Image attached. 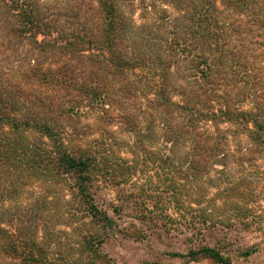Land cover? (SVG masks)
Returning a JSON list of instances; mask_svg holds the SVG:
<instances>
[{"label": "trees", "instance_id": "16d2710c", "mask_svg": "<svg viewBox=\"0 0 264 264\" xmlns=\"http://www.w3.org/2000/svg\"><path fill=\"white\" fill-rule=\"evenodd\" d=\"M259 159L264 0H0V264H115L112 236L244 223ZM151 166L156 184L124 188ZM211 187L238 212L207 210ZM166 253L230 263L215 244Z\"/></svg>", "mask_w": 264, "mask_h": 264}, {"label": "rangeland", "instance_id": "374dc122", "mask_svg": "<svg viewBox=\"0 0 264 264\" xmlns=\"http://www.w3.org/2000/svg\"><path fill=\"white\" fill-rule=\"evenodd\" d=\"M83 120L89 124H94V113L86 114ZM105 127L113 130L121 140L127 141L130 138L129 134L117 123L106 124ZM241 138L243 139V136ZM244 166L247 167V170L255 168L253 171L259 169L264 172V159L257 160L254 166H250L248 163L244 164ZM228 168L233 176H239L240 173L238 172H242V168L235 163L228 164ZM148 170L145 175H143L144 173L138 174L135 178H132L131 182L134 184H126L124 188L130 191L133 188L135 189L136 186L140 187L141 184H145L149 178L156 184L158 179L155 176L153 167L151 166ZM253 180L256 181L257 192L255 197L249 198L247 195L244 197L246 205L251 208L248 213L250 217L244 223L223 222L216 225L213 229L204 230L201 234H191L190 229L183 223L185 221L180 220L182 225L173 227L174 231L168 230L164 232L161 228L160 231L164 233H161L159 238L134 239L132 237L112 236L101 244V250L111 256L115 264H142L146 260H155L159 264H222L203 257L193 261H184L183 258L170 256L166 253L169 251L184 252L188 246L199 242L210 245L215 244V246L220 247L223 254L228 256L229 264H264V176L263 174L259 175L254 177ZM159 186L163 187L164 185L160 184ZM104 192L107 193L108 197H113L114 195V191L110 187L105 189ZM206 194L211 199L207 205V210L209 208H212V210L217 208L218 213L224 216L232 215L235 210L238 212L234 205L225 204L226 202L223 201L224 195L217 194L214 188H208ZM233 199L235 200V197ZM188 205L186 200L180 205V208L184 209L187 214L189 212ZM131 207L128 206L126 208V214L132 212ZM162 207L163 210L174 216L173 212L179 208V205L175 201L165 200ZM187 214L186 216H188ZM118 221L120 226H125L128 231L135 228L142 232L151 230L145 223L126 218L125 216L119 218ZM247 251L248 253H246Z\"/></svg>", "mask_w": 264, "mask_h": 264}]
</instances>
